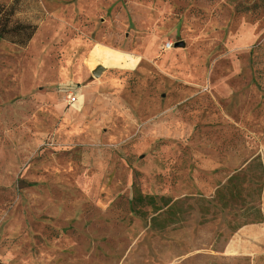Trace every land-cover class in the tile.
<instances>
[{
    "label": "rangeland",
    "instance_id": "374dc122",
    "mask_svg": "<svg viewBox=\"0 0 264 264\" xmlns=\"http://www.w3.org/2000/svg\"><path fill=\"white\" fill-rule=\"evenodd\" d=\"M40 1L28 46L0 39V264H264V0ZM75 37L122 57L137 133L38 117Z\"/></svg>",
    "mask_w": 264,
    "mask_h": 264
},
{
    "label": "crops",
    "instance_id": "0c3cea01",
    "mask_svg": "<svg viewBox=\"0 0 264 264\" xmlns=\"http://www.w3.org/2000/svg\"><path fill=\"white\" fill-rule=\"evenodd\" d=\"M122 60L112 48L97 47L82 37L68 40L62 50L57 75L52 77L49 85L52 90L64 88L65 100H61L58 92H48L45 98L48 106L37 108L38 117L45 122L49 119L51 123L55 121L52 130L56 136H64L67 142H84L88 137L86 134H90V141L103 143L106 135L112 134L115 128L129 127L132 119L135 129L128 135L134 134L139 121L131 115L132 109L127 99L130 89L122 82L124 78L120 73L125 68ZM98 69L101 72L95 76L94 72ZM66 85H76V88ZM68 89L76 95V101L72 104L66 99ZM169 100L167 96L158 102L147 100L144 123L149 126L157 118L162 122V130H169L170 116L179 111L178 104L171 105ZM154 111H157L155 115ZM149 168H160L159 162L152 161Z\"/></svg>",
    "mask_w": 264,
    "mask_h": 264
},
{
    "label": "trees",
    "instance_id": "16d2710c",
    "mask_svg": "<svg viewBox=\"0 0 264 264\" xmlns=\"http://www.w3.org/2000/svg\"><path fill=\"white\" fill-rule=\"evenodd\" d=\"M45 16L40 0L0 1V39L28 46Z\"/></svg>",
    "mask_w": 264,
    "mask_h": 264
},
{
    "label": "built area",
    "instance_id": "2783aa9c",
    "mask_svg": "<svg viewBox=\"0 0 264 264\" xmlns=\"http://www.w3.org/2000/svg\"><path fill=\"white\" fill-rule=\"evenodd\" d=\"M175 43H176V40L166 39L164 41V43L162 44V50L163 51H167V50L172 49L174 46H176ZM66 99H67L69 104H72V103H74L76 101V95H75L73 90L68 89L66 91Z\"/></svg>",
    "mask_w": 264,
    "mask_h": 264
},
{
    "label": "water",
    "instance_id": "95a60500",
    "mask_svg": "<svg viewBox=\"0 0 264 264\" xmlns=\"http://www.w3.org/2000/svg\"><path fill=\"white\" fill-rule=\"evenodd\" d=\"M176 45H182L183 46L184 43L182 41H180V42L176 43ZM100 72H101V69H98L97 71L94 72V75L99 76Z\"/></svg>",
    "mask_w": 264,
    "mask_h": 264
},
{
    "label": "bare ground",
    "instance_id": "6f19581e",
    "mask_svg": "<svg viewBox=\"0 0 264 264\" xmlns=\"http://www.w3.org/2000/svg\"><path fill=\"white\" fill-rule=\"evenodd\" d=\"M184 45H185V44H184ZM184 45H183V46H184Z\"/></svg>",
    "mask_w": 264,
    "mask_h": 264
}]
</instances>
